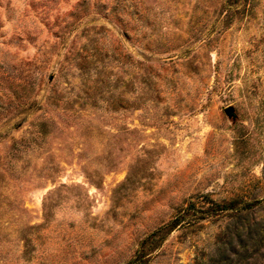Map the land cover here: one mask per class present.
<instances>
[{
    "label": "rangeland",
    "instance_id": "1",
    "mask_svg": "<svg viewBox=\"0 0 264 264\" xmlns=\"http://www.w3.org/2000/svg\"><path fill=\"white\" fill-rule=\"evenodd\" d=\"M224 1L0 0V264H203L209 199L264 220V0Z\"/></svg>",
    "mask_w": 264,
    "mask_h": 264
},
{
    "label": "trees",
    "instance_id": "2",
    "mask_svg": "<svg viewBox=\"0 0 264 264\" xmlns=\"http://www.w3.org/2000/svg\"><path fill=\"white\" fill-rule=\"evenodd\" d=\"M239 1L247 2V0H225L224 3L234 4ZM123 29L125 33L126 30ZM118 107L122 106L118 105ZM208 202V206L200 212L215 216L227 211L230 220L218 236L213 253L203 264H248L256 260L264 264V220L252 217L253 207L261 205L263 200L248 202L232 198L221 202L209 199ZM193 205V202H189L186 206L179 208L158 231L164 230L168 233L181 225H193L196 218L190 217L188 213Z\"/></svg>",
    "mask_w": 264,
    "mask_h": 264
},
{
    "label": "water",
    "instance_id": "3",
    "mask_svg": "<svg viewBox=\"0 0 264 264\" xmlns=\"http://www.w3.org/2000/svg\"><path fill=\"white\" fill-rule=\"evenodd\" d=\"M231 110H232L231 107H227V108L224 109L225 113H229Z\"/></svg>",
    "mask_w": 264,
    "mask_h": 264
}]
</instances>
